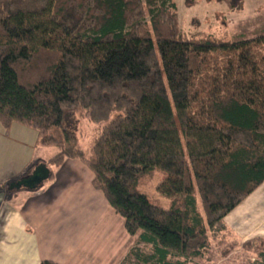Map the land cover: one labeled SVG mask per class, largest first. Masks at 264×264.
<instances>
[{
    "label": "trees",
    "instance_id": "1",
    "mask_svg": "<svg viewBox=\"0 0 264 264\" xmlns=\"http://www.w3.org/2000/svg\"><path fill=\"white\" fill-rule=\"evenodd\" d=\"M83 122L100 132L85 144ZM13 124L55 150L16 181L44 164L48 182L77 160L127 235L151 247L136 259H200L264 183V35L187 36L173 0H0L6 136ZM155 177L168 207L143 189ZM242 244L264 264V238Z\"/></svg>",
    "mask_w": 264,
    "mask_h": 264
},
{
    "label": "crops",
    "instance_id": "2",
    "mask_svg": "<svg viewBox=\"0 0 264 264\" xmlns=\"http://www.w3.org/2000/svg\"><path fill=\"white\" fill-rule=\"evenodd\" d=\"M18 131L25 138L14 134ZM36 140L35 131L18 124L0 137V161H7L0 163V264H94L104 253L99 248L116 219L103 194L92 187L93 175L82 163L65 161L38 190L26 194L9 190V184L34 161ZM38 151L37 159L49 158ZM224 223L240 242L264 238V183L230 212ZM105 253L112 257V264H122L121 257L123 262L131 256L136 261V249Z\"/></svg>",
    "mask_w": 264,
    "mask_h": 264
},
{
    "label": "rangeland",
    "instance_id": "3",
    "mask_svg": "<svg viewBox=\"0 0 264 264\" xmlns=\"http://www.w3.org/2000/svg\"><path fill=\"white\" fill-rule=\"evenodd\" d=\"M173 3L176 6L179 25L187 36L204 33L214 38L223 39L225 42L235 43L264 35V0H173ZM82 129L83 135L81 136V140L84 144L88 139L100 134L99 126L87 122L81 124ZM14 134L19 137L23 135L20 131ZM2 136L3 130L0 128V137ZM24 136L22 138H25ZM34 147L35 161L37 159L36 156L39 155L36 154V146ZM38 150V152H41L40 156L47 155L51 157L55 154L53 148ZM1 153L2 146H0ZM5 159L7 158L4 154ZM8 161L10 162L11 160ZM0 163L7 164V161L3 162L1 160ZM159 180L160 177H155L152 180L144 178L143 189L151 199L159 201L164 207H168L169 201L160 197L155 190ZM2 189L6 190L7 187L4 186ZM26 192L29 191L23 190L22 192H18V194H26ZM112 216L116 220L111 221V226H109L111 227L110 235L108 236L106 231L105 234L107 235L103 237L104 243H101L103 245L99 248L101 251L110 253L111 250L117 249L120 253H123L128 249H136L142 255L151 253L152 249L150 246L137 244V237H125V230L122 229L123 220L114 211H112ZM242 243L231 236L228 237L220 234L215 239L209 240V247L202 258L180 264H257L258 256L254 248L248 249ZM103 254L99 255L96 260H93L95 261L94 264H96V261L97 264H112V257L109 258L107 253ZM113 258L117 260V257L113 256ZM120 259L122 264H145L138 259L135 261L133 256L127 261L125 260V262H123L122 257ZM170 261L173 264H178L176 263L177 261L183 262V260H176L174 258L170 259ZM115 264H118V262Z\"/></svg>",
    "mask_w": 264,
    "mask_h": 264
},
{
    "label": "water",
    "instance_id": "4",
    "mask_svg": "<svg viewBox=\"0 0 264 264\" xmlns=\"http://www.w3.org/2000/svg\"><path fill=\"white\" fill-rule=\"evenodd\" d=\"M49 178L50 171L46 168V166H44V164H39L34 168L32 173L28 177L9 184V190L19 191L21 189H24L28 191H35Z\"/></svg>",
    "mask_w": 264,
    "mask_h": 264
}]
</instances>
